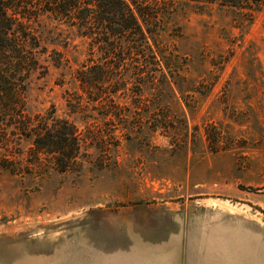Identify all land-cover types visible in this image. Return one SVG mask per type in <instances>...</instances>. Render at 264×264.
Wrapping results in <instances>:
<instances>
[{
    "label": "rangeland",
    "instance_id": "1",
    "mask_svg": "<svg viewBox=\"0 0 264 264\" xmlns=\"http://www.w3.org/2000/svg\"><path fill=\"white\" fill-rule=\"evenodd\" d=\"M164 11L160 42L178 85L128 91L127 122L119 109L71 112L88 38L65 24L48 37L28 111L95 129L89 156L61 170L7 127L0 264H264V6L252 21L217 6Z\"/></svg>",
    "mask_w": 264,
    "mask_h": 264
},
{
    "label": "trees",
    "instance_id": "2",
    "mask_svg": "<svg viewBox=\"0 0 264 264\" xmlns=\"http://www.w3.org/2000/svg\"><path fill=\"white\" fill-rule=\"evenodd\" d=\"M186 6L237 9L252 21L264 0H0V137L8 141L7 127L15 124L61 170L82 163L95 127L81 128L70 117L55 115L54 109L34 115L28 111L33 77L49 70L44 57L48 37L59 38L65 24L88 38L87 58L75 72L78 88L68 92L71 112L87 119L94 115L86 107H103L107 111L101 115L111 119L112 109H119V120L121 116L127 122L130 113L120 100L128 91L140 94L153 85L158 90L178 85L177 68L161 46L159 31L164 9ZM51 22L55 24L49 26ZM51 58L61 65L64 52L53 49Z\"/></svg>",
    "mask_w": 264,
    "mask_h": 264
}]
</instances>
